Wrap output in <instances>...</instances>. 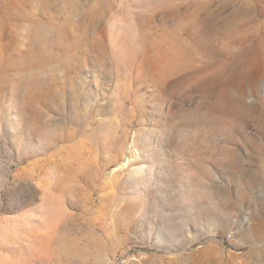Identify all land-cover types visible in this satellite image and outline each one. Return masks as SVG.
<instances>
[{
  "label": "rangeland",
  "instance_id": "rangeland-1",
  "mask_svg": "<svg viewBox=\"0 0 264 264\" xmlns=\"http://www.w3.org/2000/svg\"><path fill=\"white\" fill-rule=\"evenodd\" d=\"M115 256L264 264V0H0V264Z\"/></svg>",
  "mask_w": 264,
  "mask_h": 264
},
{
  "label": "built area",
  "instance_id": "built-area-1",
  "mask_svg": "<svg viewBox=\"0 0 264 264\" xmlns=\"http://www.w3.org/2000/svg\"><path fill=\"white\" fill-rule=\"evenodd\" d=\"M123 263V257L122 256H115L112 259L111 264H122Z\"/></svg>",
  "mask_w": 264,
  "mask_h": 264
},
{
  "label": "bare ground",
  "instance_id": "bare-ground-1",
  "mask_svg": "<svg viewBox=\"0 0 264 264\" xmlns=\"http://www.w3.org/2000/svg\"><path fill=\"white\" fill-rule=\"evenodd\" d=\"M147 60L149 61V62H152V66H154L155 65V63L157 62V60H158V57L157 58H155L153 61H152V57L151 56H148L147 57Z\"/></svg>",
  "mask_w": 264,
  "mask_h": 264
}]
</instances>
